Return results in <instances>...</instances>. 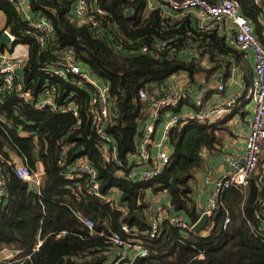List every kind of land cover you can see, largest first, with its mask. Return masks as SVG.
I'll return each mask as SVG.
<instances>
[{
	"label": "trees",
	"instance_id": "trees-1",
	"mask_svg": "<svg viewBox=\"0 0 264 264\" xmlns=\"http://www.w3.org/2000/svg\"><path fill=\"white\" fill-rule=\"evenodd\" d=\"M235 1L238 2L241 13L252 22L254 32L264 45L263 28L258 21L262 6L253 0ZM28 2L34 18L45 17L52 23L54 41L41 49L33 34L27 33V24L20 17L19 11L7 0H0V13L5 22L3 29L14 37L10 50L17 45H26L28 48V59L19 72L22 84L31 90L33 96L40 95L46 84L55 85L58 102L66 97L69 100L68 96L74 91L70 82L51 77L46 69L66 50H71L75 60L86 66L92 76L110 85L114 96L111 111L116 113L117 118L108 132L116 141L122 161L133 153L134 134L146 117L143 103L137 97L139 89L162 86L171 75L181 72L191 82L197 76L201 78L199 80L208 82L215 73L223 70L224 79L227 80L233 66L240 70L247 84L253 82L252 67L248 66L246 54L228 46L219 33L206 34L200 40L201 43H196L202 50L198 57L184 60L177 52L169 53L170 46L178 48L197 40L201 33L194 32L185 19L164 30L153 20L156 18L155 13L147 20H142L144 0H99L100 6L110 14V21L116 23L117 32L106 23L101 28L76 25L73 21V2L70 0ZM127 10L131 11V15H126ZM190 30L192 33L188 37L186 33ZM158 39L171 41L165 53L157 59L139 52L140 47H151ZM115 42L121 45L122 51L113 49ZM2 46L0 51H3ZM75 91L79 125L70 113L61 114L50 109L37 111L32 105L12 96L6 97L0 104V117L5 119L2 127L6 130L4 133L0 128L2 156H7L13 150L26 158L28 166L33 167L36 152L46 172V182L39 198L35 190L28 188L9 167L0 165V174L5 184V196L0 206V252L6 250L14 254L10 260L0 264H19L29 254L30 259L21 264H103L106 261L104 251L108 244L98 233L107 232L108 229L117 230L120 214L97 198L79 193L76 195V191L71 194L70 184L62 175L63 167L57 162L65 145L71 144L73 147L66 151L65 165L73 162L74 150L82 147L84 152L81 155L96 166L103 180V191L106 192L111 187L120 190L121 202L128 208L123 221L130 227L137 228L138 237L151 252L148 258L137 259L133 264H264V244L256 240L246 222L252 219V202L256 195L255 177L249 180L246 194L234 188L226 190L223 204L229 212L230 222L225 230L222 229L223 211L220 209L214 219L213 232L208 237L200 238L198 233L193 232L184 237L186 244L205 249L202 259H195L196 250L178 242L180 234L167 224L155 238L142 234L147 228L146 215L157 209L158 204L154 201L160 196L169 200V205L165 204L164 207L170 214H182L188 222L198 218L199 211L192 185L198 183V173L207 166L206 161L198 157V154L202 150L213 157L220 153L228 134L227 123L230 116L210 125L197 121L176 125L170 130V167L153 181L134 184L126 178V174L118 175L116 167L101 162L85 110L90 93ZM20 125L28 133L27 136L18 132ZM262 160L264 148L260 157V161ZM172 179L175 180V188L170 185ZM136 211L140 218L133 216ZM74 212L93 221L95 234L82 226ZM63 230L73 234L59 240L49 235L39 250L31 253L39 231L44 237Z\"/></svg>",
	"mask_w": 264,
	"mask_h": 264
},
{
	"label": "built area",
	"instance_id": "built-area-1",
	"mask_svg": "<svg viewBox=\"0 0 264 264\" xmlns=\"http://www.w3.org/2000/svg\"><path fill=\"white\" fill-rule=\"evenodd\" d=\"M20 13V17L27 24L28 32L36 38L40 48H46L54 41V27L45 17L34 18L30 11L28 0H7ZM73 2V21L78 26H91L101 28V25L109 24L117 32V25L110 21V14L100 6L99 0H70ZM261 5L263 0H253ZM145 7L142 12V20H147L152 14H156L154 21L164 29L171 25H177L181 20H187L193 27L194 32L201 33L197 40L180 45L178 48L170 46L169 53L188 54L198 57L202 52L196 45L206 34L219 33L224 37L225 43L238 51L244 52L251 63L253 82L247 84L242 79L240 70L233 66L231 75L227 80H238V91L228 96H219L215 103L211 101L213 90L225 91L227 80L222 75L216 79L205 82L195 80L191 82L183 72L171 75L162 86L157 88L144 87L137 91V97L143 103L145 119L134 134L133 153L128 154L124 161L119 158L117 144L108 129L117 118L116 113L111 111L114 106V96L110 85L92 76L90 70L75 60L71 50H66L63 55L53 63L46 73L51 77H57L64 82H70L74 91L68 96L69 100L63 99L58 102L55 85L46 84L43 92L33 96L31 90L22 84L19 72L25 65L27 54H15L12 50L0 52V104L6 97H14L16 100L32 105L37 111L50 109L56 113H70L74 118H79L78 104L75 103L76 90L88 91L89 99L85 106L90 130L95 137V148L101 162L105 165H113L117 168L120 176H125L131 183L149 182L158 178L171 165L172 147L170 145V130L176 125H185L191 121L214 124L232 114L248 110L250 120L248 131L243 137L241 151L233 148L222 147L220 153L215 156L209 155L202 150L198 157L203 158L205 167L202 187L192 185L196 193L206 191L207 199L203 207H198V218L188 222L182 214H170L164 206H158L147 220V228L142 232L151 238L160 235L162 227L167 224L175 229L181 237L178 242L196 250L195 259H202L205 249H200L193 244H186L184 237L190 232L198 233L200 238H206L213 232L215 227L213 215L222 209V229L225 230L230 222L229 212L223 204V196L229 188L240 190L246 194L249 188V180L255 177L254 186L256 195L252 202V219L246 220L252 235L258 242L264 244V160L260 161L264 148V45L259 41L254 32V26L240 11V6L235 0H144ZM131 15V12L130 14ZM258 21L262 26L264 38V12ZM103 28V27H102ZM192 30L186 35L191 36ZM0 34H6L10 43L14 37L8 30L3 29L0 21ZM112 38V36L110 37ZM170 40L158 39L151 47L142 46L139 52L157 59L167 50ZM201 43V42H200ZM115 51H122L121 45L114 43ZM198 49V50H197ZM133 52V51H131ZM219 74V73H218ZM80 120L76 123L79 125ZM5 124L0 117V128ZM33 125V123H29ZM22 136H27L24 128L20 125ZM240 149V148H239ZM84 150H81L83 153ZM78 154L69 165L64 164L63 157L59 165L63 167V178L68 183L77 186V194L97 198L107 204L111 209L120 214L117 230L108 229L107 232H99L98 236L106 239L108 248L104 251L106 261L103 264H133L137 259H146L151 252L145 247L138 237L136 227H130L123 218L128 214L126 204L121 202L120 190L111 187L103 191V180L99 176L96 166L85 156ZM0 163L9 167L13 173L24 183L35 190L36 195L41 197L43 189V166L37 162L34 169H30L27 160L21 158H4L0 153ZM165 193V192H164ZM166 194V193H165ZM5 196V184L0 175V206ZM194 199L197 201L193 192ZM243 197L241 207L244 203ZM82 226L91 234H95L94 223L91 219L74 213ZM202 216L208 221L205 226L194 231L195 225ZM218 216V215H217ZM73 233L63 230L52 232L42 237L40 231L37 240L31 249V253L37 252L47 236L51 235L56 240L70 237ZM81 238V236L79 235ZM4 259L10 260L13 253H3ZM30 254L23 261L29 260Z\"/></svg>",
	"mask_w": 264,
	"mask_h": 264
},
{
	"label": "crops",
	"instance_id": "crops-1",
	"mask_svg": "<svg viewBox=\"0 0 264 264\" xmlns=\"http://www.w3.org/2000/svg\"><path fill=\"white\" fill-rule=\"evenodd\" d=\"M261 6H262V12H264V0H263V3L261 4ZM0 21L4 25V23H5L4 22V17H3V15L1 13H0ZM1 45H3L1 48H3L4 51H8L11 48V43L10 42L7 43V44H1ZM12 53H15V54H25L26 53L27 54V59H28V56H29L28 55V48H27L26 45H17V46H15L12 49ZM178 55H179V57H181L184 60H186V59L189 60L192 57V56H190L188 54H178ZM203 62H204V60H203ZM248 64H249L248 66L251 67L250 61H248ZM206 65H208V63H206ZM220 73L224 74L223 70H219L217 73H215L213 75V78L216 79V76L222 75ZM251 78L253 79L252 75H251ZM199 79H201V78L199 76H197L196 80H199ZM242 79L244 80V78H242ZM238 89L239 88H238L237 77H236L234 82L231 81V80H227L225 91L219 92V91L213 90L211 92V94H210L211 95V101H210V97H209V103L213 104V103H215V99L214 98H218L219 96H228V95H230L232 93L237 92ZM249 120H250V112L248 110L243 111V112H239L237 114H232V116L230 117L229 122L227 123L229 129H228V134L226 135V137L224 139L223 147L228 148V149H230V148L238 149L239 151H241V149L243 148V137L246 135V133L248 131ZM18 132H22V131L19 129ZM72 147H73V144L65 145L64 150L60 153V156L58 158V161H57L58 164H59V160H60L61 157H63L64 164H65V162H66L65 161L66 160L65 159L66 151L70 150ZM35 154H34V159H35L34 166L33 167L29 166L30 169H34L35 168V164L37 162L42 164V162L38 160V156H37L36 152H35ZM73 156H74V152H73ZM21 157H23V156H19L15 151L11 150V151L8 152L7 156H5L4 158H21ZM74 160H75V158L73 159V161ZM27 163H28V161H27ZM0 165H3V163H1ZM42 166H43V164H42ZM43 169H44V166H43ZM44 172H45V169H44ZM204 172H205V170L202 171L201 173H198V175H197L198 183L195 184L197 187H202L201 185L203 184ZM42 180H43L42 182H43V186H44V184L46 182V172H45V175L43 176ZM69 184H70L69 185V190H70L71 194H72L73 191H76V195H77V191H78L77 186L75 184H73V183H69ZM27 187L30 188V186H28V185H27ZM193 192H194L195 197L198 198L197 201H196L197 206L198 207H203L205 202H206V199H207L206 191L204 190V191H202L200 193H196L195 190H193ZM78 198H79V196H78ZM154 202L156 204H158V206H161V205L164 206L165 204L167 206L169 205V200L167 198L164 200V198L162 196H160L159 198H156ZM154 211H152V213ZM74 213H77V212H74ZM151 214H147L146 215V221L148 220V218L150 217Z\"/></svg>",
	"mask_w": 264,
	"mask_h": 264
},
{
	"label": "water",
	"instance_id": "water-1",
	"mask_svg": "<svg viewBox=\"0 0 264 264\" xmlns=\"http://www.w3.org/2000/svg\"><path fill=\"white\" fill-rule=\"evenodd\" d=\"M130 12H131L130 10H127L126 11V15H129ZM9 42H10L9 36L6 35V34H2L1 37H0V45L1 44H7ZM82 149H83L82 147H78L74 151V156L78 155L81 152ZM170 185H171L172 188H175V180L174 179H172L170 181ZM217 215H218V212H215V214L213 215V218L215 219L217 217ZM133 216H136L137 218H139L138 212L137 211L134 212V215ZM207 221H208L207 217L206 216H202V218L200 219V221L195 225L194 231L195 232H199V230L202 229L205 226V224L207 223Z\"/></svg>",
	"mask_w": 264,
	"mask_h": 264
},
{
	"label": "rangeland",
	"instance_id": "rangeland-1",
	"mask_svg": "<svg viewBox=\"0 0 264 264\" xmlns=\"http://www.w3.org/2000/svg\"><path fill=\"white\" fill-rule=\"evenodd\" d=\"M246 76L248 77V73H246ZM3 253H12L11 251H6V250H3L0 252V260L4 259V256H1V254Z\"/></svg>",
	"mask_w": 264,
	"mask_h": 264
}]
</instances>
